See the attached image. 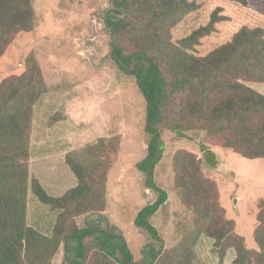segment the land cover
I'll list each match as a JSON object with an SVG mask.
<instances>
[{
  "label": "trees",
  "instance_id": "trees-1",
  "mask_svg": "<svg viewBox=\"0 0 264 264\" xmlns=\"http://www.w3.org/2000/svg\"><path fill=\"white\" fill-rule=\"evenodd\" d=\"M228 1L250 6L249 0ZM113 5L104 17L112 38L111 58L121 73L134 79L146 103L148 143L136 168L146 188L157 195L134 223L154 243L141 264H192L194 243L202 234L215 240L222 260L234 250V264H264V200L253 232L257 249H250L236 232L235 222L226 217L219 185L202 170L203 158L187 150L174 155V188L194 214V231L174 249L165 250L150 222L168 200L155 180L165 151L164 131L181 135L202 131L224 150L248 160L264 159V95L249 87L264 83V29L243 27L229 42L198 55L196 47L228 20L221 8L211 13L206 25L173 41V29L198 11L195 1L113 0ZM35 21L32 0H0V61L20 33L33 31ZM24 67L22 74L0 84V264H51L61 245L66 264H136L123 234L77 226L75 218L98 211L95 202L103 198L91 185L89 170L70 157L68 164L78 185L62 197L50 196L37 180L32 181L38 200L60 212L51 236L26 225L31 118L47 87L32 55ZM93 237L94 242H86Z\"/></svg>",
  "mask_w": 264,
  "mask_h": 264
},
{
  "label": "rangeland",
  "instance_id": "rangeland-1",
  "mask_svg": "<svg viewBox=\"0 0 264 264\" xmlns=\"http://www.w3.org/2000/svg\"><path fill=\"white\" fill-rule=\"evenodd\" d=\"M192 1L199 9L173 29V41L206 25L218 7L228 18L196 47L198 55L229 42L243 27L264 29V0H249V7L228 0ZM32 3L36 17L33 31L20 33L0 61L1 84L11 75L22 74L25 59L32 55L47 87L31 118L25 223L41 235L51 236L60 212L38 200L32 181L37 180L50 196L62 197L78 185L68 164L70 157L89 170L91 185L103 198L95 202L98 211L75 218L77 226L123 234L136 264H141L148 246L154 243L134 223L141 209L157 195L146 188L136 168L146 155L148 143L146 103L134 79L121 73L111 58L112 38L104 17L114 8L113 0ZM249 87L264 95V83ZM162 139L165 151L155 180L167 192L168 200L150 222L162 237L165 250L174 249L194 231V214L182 204L174 188V155L187 150L202 158L209 149L219 155L226 168L217 173L203 163L206 168L202 165V170L219 185L220 204L226 217L235 222L236 232L245 238L248 248L257 249L253 232L259 203L264 200V159L248 160L224 150L202 131L181 135L166 130ZM214 243L209 236L200 235L194 243L192 264H234L235 251H228L222 260ZM65 256L61 245L51 264H66Z\"/></svg>",
  "mask_w": 264,
  "mask_h": 264
},
{
  "label": "water",
  "instance_id": "water-1",
  "mask_svg": "<svg viewBox=\"0 0 264 264\" xmlns=\"http://www.w3.org/2000/svg\"><path fill=\"white\" fill-rule=\"evenodd\" d=\"M205 165L214 172H224L226 165L220 160L218 154L209 149L202 155ZM234 206H237V200H234Z\"/></svg>",
  "mask_w": 264,
  "mask_h": 264
}]
</instances>
